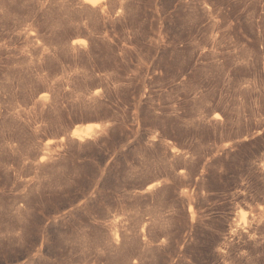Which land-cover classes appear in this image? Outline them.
Returning <instances> with one entry per match:
<instances>
[{"label": "rangeland", "instance_id": "rangeland-1", "mask_svg": "<svg viewBox=\"0 0 264 264\" xmlns=\"http://www.w3.org/2000/svg\"><path fill=\"white\" fill-rule=\"evenodd\" d=\"M0 264H264V0H0Z\"/></svg>", "mask_w": 264, "mask_h": 264}, {"label": "bare ground", "instance_id": "bare-ground-1", "mask_svg": "<svg viewBox=\"0 0 264 264\" xmlns=\"http://www.w3.org/2000/svg\"><path fill=\"white\" fill-rule=\"evenodd\" d=\"M89 2H91V0H87ZM80 40H77V42ZM81 42V41H80ZM83 42V41H82ZM100 126V124H92V125H88L85 129L79 130V129H75L72 133V137L78 138L80 140L85 139V137H88L91 135V133L93 132V130L95 128H98ZM149 188V187H148ZM151 188V187H150Z\"/></svg>", "mask_w": 264, "mask_h": 264}]
</instances>
